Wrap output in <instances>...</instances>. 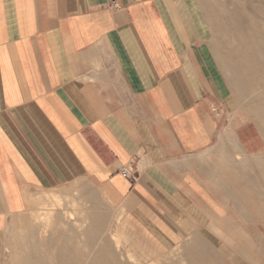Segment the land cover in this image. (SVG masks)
<instances>
[{"label": "crops", "instance_id": "0c3cea01", "mask_svg": "<svg viewBox=\"0 0 264 264\" xmlns=\"http://www.w3.org/2000/svg\"><path fill=\"white\" fill-rule=\"evenodd\" d=\"M223 11L219 0H0V247L6 228L47 232L50 211L27 222L38 196L83 181L146 235L189 250L232 237L222 249L238 264H264L242 238L264 236L258 132L228 119L212 64ZM33 243L18 264L39 251L55 261Z\"/></svg>", "mask_w": 264, "mask_h": 264}, {"label": "rangeland", "instance_id": "374dc122", "mask_svg": "<svg viewBox=\"0 0 264 264\" xmlns=\"http://www.w3.org/2000/svg\"><path fill=\"white\" fill-rule=\"evenodd\" d=\"M219 1L220 5L225 8V11L216 15V21L218 24V26L214 28V53L216 57L212 52V64L215 67L216 74L220 80L225 83L229 91V98L227 102L229 110L227 113L228 119L230 120L235 117L238 123L250 122L255 126L254 120L250 114L253 112L252 115L254 116V119L255 115H258V113L259 115L264 114V102L259 101L264 92V85L262 86L261 83V80H264V69L262 70V68H264V60H258V64L261 67L254 70V68L252 69L249 67L247 65L248 62L242 58V50L244 49V51H250L249 48H251L252 45L250 46V44L244 43H251L250 39L252 36L254 37L257 35V27L255 25L260 23L259 20H261V23L264 22L262 19V13L264 12V0ZM241 16L245 19H241ZM232 19L235 20V23ZM253 21H255V23ZM242 23L244 24L243 29L239 28ZM245 27L246 29H244ZM241 34L243 35L242 38ZM259 35L264 41V34L260 33ZM243 38L247 40H244ZM248 45L249 48L247 47ZM212 47L213 45L211 43V48ZM235 48L239 49L235 50ZM234 54L236 56H234ZM240 58L243 59V63ZM243 69L247 71L246 73L248 77ZM256 71L258 73L257 77L259 78H255ZM238 99H240L242 104H244L243 107H241L242 105ZM244 108H246V111H244ZM258 119L259 121L261 120V125L257 120L258 127L260 129L258 127L257 128L260 132H262V130L264 131V118L260 119L259 117ZM262 151H264V149ZM82 190H85L93 195H83L81 193ZM58 194H60V198L58 197ZM37 199L38 200L34 209L28 213L29 223H36L38 225V221H43L40 219L39 215L43 212L49 211L50 209V211L52 210L51 212H53L51 213L53 225L48 228V230H51V236L55 234L58 228L62 227V230H67L64 236L71 238L72 243H80L81 241L79 240L83 238L82 236H75L76 233L79 232L77 229H80L79 227L81 225L83 226L82 228H85L88 224L96 222L95 224L99 227L101 234H103L102 230L104 229L105 234H103L104 236L101 234L95 236L94 243L97 244L100 250L111 248V246V249H113L114 247L113 250L115 251L111 253L113 258L108 256L112 259V264H238L241 262L234 251L229 250L226 252L222 249V247H227L228 249L235 246L233 241L234 238L231 239L232 237H219L222 239V244L220 245L214 244L210 241L206 242L202 238H195L194 249L189 250L188 248L185 249V247H187L184 245L187 241L186 239H183L179 243L169 244L162 238L146 235L145 231L140 228L135 229L132 226L130 227L123 220L124 217L121 207L109 204L102 196H100V194L92 189L88 183L83 181L70 182L67 185L39 195ZM59 215H62V218ZM69 216H72L73 218L81 216L79 218L80 221L73 219L70 220ZM87 216H91V218L87 219ZM105 225H108L107 229ZM38 228L39 225L35 228V233H30L28 225L26 227L23 224L12 229L6 228L3 232V238H1L0 264H18V259L21 257L28 244L33 242L35 243V241H37V243L46 242L49 237V233L38 232ZM242 238L244 243L247 242V244H250L252 242H257L258 244V253L257 251L250 252L249 250L246 252L248 257L252 256V258L257 259L259 256H264V254H262L264 252V236L258 237L259 241L256 240L255 236H244ZM251 246L252 244L247 245L249 249ZM203 253L205 255H203ZM41 254L42 257L45 252L42 251ZM203 256L205 257L203 258ZM206 257L207 259H205Z\"/></svg>", "mask_w": 264, "mask_h": 264}, {"label": "bare ground", "instance_id": "6f19581e", "mask_svg": "<svg viewBox=\"0 0 264 264\" xmlns=\"http://www.w3.org/2000/svg\"><path fill=\"white\" fill-rule=\"evenodd\" d=\"M250 4V3H249ZM248 4V5H249ZM230 6V5H229ZM234 13V12H233ZM251 14V13H250ZM229 15H230V13H229ZM238 15V14H237ZM248 16V15H247ZM234 17V16H233ZM236 17V16H235ZM240 18V17H239ZM241 19H245V18H243L242 16H241ZM262 19H263V21H264V12L262 13ZM233 20V19H232ZM249 20V19H248ZM253 20H255V19H253ZM234 21V23H235V20H233ZM243 21V20H242ZM260 21V23L258 24H254L256 27H257V35L256 36H252V38L250 39V42L251 43H244L243 41H241V40H239V41H241L242 43H244V44H250V46H251V48H249V45L247 46L248 48H249V52H248V50L247 51H244V49L242 50L243 51V54H242V58H244V60L246 61V62H248L247 63V65L249 66V67H251L252 69L254 68V70H257L259 67H261V66H259V64H258V60H264V41L260 38V33H262V34H264V22L263 23H261V20H259ZM254 23H255V21H253ZM261 24V25H260ZM233 25V24H232ZM243 26H244V24L242 23V24H240V27L239 28H241V29H243ZM249 26V25H248ZM211 27V26H210ZM231 27V26H230ZM250 27V26H249ZM219 28V27H218ZM251 28H253V27H251ZM244 29H246V27L244 28ZM250 29V28H249ZM232 31H235V30H232ZM222 32V31H221ZM252 32V31H251ZM249 33H250V31H249ZM248 34V33H247ZM255 34V33H254ZM249 35V34H248ZM259 35V36H258ZM242 34H241V38H242ZM246 38V37H245ZM244 39V38H243ZM244 40H247V39H244ZM238 42V41H237ZM240 43V42H239ZM215 46V45H214ZM235 47V46H234ZM215 48V47H214ZM236 49H239V48H235V50ZM231 50V49H230ZM245 50H246V48H245ZM214 51V50H213ZM251 53H252V55H251ZM215 54V53H214ZM232 54V53H231ZM245 54V55H244ZM233 55V54H232ZM234 56H236L235 54H234ZM236 58V57H235ZM242 58H240V59H242ZM237 59V58H236ZM239 59V60H240ZM239 62V61H238ZM242 63L244 62L243 61V59H242V61H241ZM263 63V62H262ZM222 67H223V65H222ZM241 68V67H240ZM224 69H225V67H224ZM264 68H262V70H263ZM230 70V69H229ZM244 70V69H243ZM248 70V69H247ZM245 71V70H244ZM264 71V70H263ZM236 72V71H235ZM247 71H245V73H246ZM256 74V77L255 78H259V77H257L258 75V73H257V71L255 72ZM228 74V73H227ZM234 76V75H233ZM232 76V77H233ZM245 76V75H244ZM246 76H247V73H246ZM248 77V76H247ZM246 78V77H245ZM247 79V78H246ZM261 83H262V86L264 85V80H261ZM234 86V85H233ZM240 95V94H239ZM261 99H259V101H262V102H264V92H263V95H262V97H260ZM239 100V102L241 103V107H243L244 106V104H242V102H241V100L240 99H238ZM248 107V106H247ZM243 109V108H242ZM250 109V108H249ZM244 111H246V108H244ZM248 114V113H247ZM252 114H253V112H252ZM252 114H250V116L252 117V119L254 120V123H255V127H256V129H257V134H258V136H259V142H258V148H259V151H258V155L256 156V158L254 157L253 158V166L255 165V167H256V172H254V174H252L253 175V178L251 179V180H253L251 183H254L256 186H257V190H258V193H259V195L264 199V151H262L263 149H264V131L262 130V132H260L259 131V127H258V122H259V124L261 125V123H260V121H259V117H260V119L261 118H264V114H260L259 115V113H258V115H255V119L253 118L254 116L252 115ZM257 114V113H256ZM257 118V119H256ZM257 120H258V122H257ZM259 129H258V128ZM263 128V127H262ZM262 147V148H261ZM245 157H241V168H242V170H244V171H242V179L244 180L245 178H247L246 177V174L248 173L247 171H245V169L247 168V163H246V161H245V159H244ZM253 168V167H252ZM252 171H254V170H252ZM247 172V173H246ZM250 174H251V172H250ZM249 174V175H250ZM248 179V178H247ZM249 181V180H248ZM49 211H50V209H49ZM52 211V210H51ZM50 211V212H51ZM84 211V210H83ZM51 213H53V212H51ZM95 213V212H94ZM50 214V213H49ZM62 214V213H61ZM52 215V214H51ZM55 215V214H54ZM82 215V214H81ZM56 216V215H55ZM59 216H61V218H62V215H59ZM40 217V216H39ZM67 217V216H66ZM81 216H79V217H77V218H73L72 216H69V219L70 220H77V221H80L79 220V218H80ZM87 219H90L91 218V216H87L86 217ZM60 219V218H59ZM65 219V218H64ZM84 219V218H83ZM103 219V218H102ZM106 219V218H105ZM43 220V219H42ZM52 220H53V218H52ZM56 220H57V218H56ZM55 221V220H54ZM62 221V220H61ZM82 221V220H81ZM28 222V221H27ZM45 222V221H44ZM46 223V222H45ZM44 223V224H45ZM54 223V222H53ZM58 223V222H57ZM61 223V222H60ZM64 223V222H63ZM96 223V222H95ZM95 223H90V224H88L85 228H82L83 226L81 225L79 228L80 229H77L79 232H77L76 233V235L75 236H77V237H79V236H82V238L83 239H80L79 241H81L80 243H77V242H75V243H72V239L71 238H68V237H66V236H64V234H66L65 232L67 231V230H62V227H60V228H58L57 230H56V232H55V234L54 235H52L51 237H50V239H48L49 240V242H41V243H39V244H37L36 246L37 247H42L43 246V244L44 243H48L49 245H50V248H51V250L53 251V250H56V251H54L55 253H52L51 251V253L53 254L52 255V258L53 257H55V258H53V260H55V261H52L51 260V262H50V264H112L111 263V258H113V256H111V253H113L115 250H113L114 249V247H113V249H111L112 248V246H111V248H107V249H105V250H100L99 249V247L97 246V244L96 243H94V241H95V236H98V235H100L101 234V231L99 230V227L95 224ZM48 224V223H47ZM67 224V223H66ZM102 224H104V223H102ZM31 225V224H30ZM37 225V224H36ZM35 225V226H36ZM53 225V224H52ZM100 225H101V223H100ZM65 226V225H64ZM107 225H105V227H106ZM51 227V226H50ZM30 228H31V226H30ZM45 228V227H44ZM108 228V227H107ZM44 230H47V229H44ZM105 230V229H104ZM104 230H102V233L103 234H105V231ZM43 231V230H42ZM44 232V231H43ZM47 232H49V230L47 231ZM50 233V232H49ZM103 234H101V235H103ZM104 236V235H103ZM102 237V236H101ZM111 238V237H110ZM27 241V240H26ZM117 241V240H116ZM26 243V242H25ZM34 244V243H33ZM41 244H42V246H41ZM119 244V243H118ZM48 245V246H49ZM111 245V244H110ZM114 245H115V242H114ZM32 246V245H31ZM59 246H60V249H62V254H61V256H60V254H59V252H57V247H58V249H59ZM194 246V245H193ZM110 247V246H109ZM196 247H197V245H196ZM33 248V247H32ZM186 248V247H185ZM38 249V248H37ZM120 250V249H119ZM203 250V249H202ZM205 250V249H204ZM206 250H208V249H206ZM25 252H26V250H25ZM36 253H38V252H36ZM42 252L41 251H39V254L40 255H42L41 254ZM200 253V252H199ZM207 253V252H206ZM26 255V254H25ZM181 255V254H180ZM190 255V254H189ZM203 255H205L204 253H203ZM26 256H28V254L26 255ZM46 256V255H45ZM45 256H40V258H34L32 261H31V264H47L48 262H47V260H45ZM108 256H111V258L110 257H108ZM188 256V255H187ZM186 256V257H187ZM205 256H203V258H204ZM29 258V257H28ZM47 258V257H46ZM50 258V257H49ZM188 258V257H187ZM205 259H207V257L205 258ZM24 261V260H23ZM28 261V260H27ZM110 261V262H109ZM131 261V260H130ZM193 261V260H192ZM25 262V261H24ZM116 262V261H115ZM191 262V261H190ZM194 262V261H193ZM207 262V261H206ZM117 263V262H116ZM204 263V262H203ZM28 264H29V262H28ZM115 264V263H114ZM122 264V263H121ZM139 264V263H138ZM141 264V263H140ZM189 264H194V263H189ZM201 264V263H200ZM205 264V263H204ZM213 264V263H212Z\"/></svg>", "mask_w": 264, "mask_h": 264}, {"label": "built area", "instance_id": "2783aa9c", "mask_svg": "<svg viewBox=\"0 0 264 264\" xmlns=\"http://www.w3.org/2000/svg\"><path fill=\"white\" fill-rule=\"evenodd\" d=\"M122 175L129 179L130 181L135 180V176L127 169H124L121 171Z\"/></svg>", "mask_w": 264, "mask_h": 264}]
</instances>
